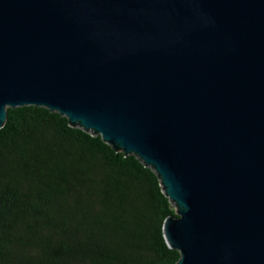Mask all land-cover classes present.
Instances as JSON below:
<instances>
[{
	"label": "water",
	"instance_id": "obj_1",
	"mask_svg": "<svg viewBox=\"0 0 264 264\" xmlns=\"http://www.w3.org/2000/svg\"><path fill=\"white\" fill-rule=\"evenodd\" d=\"M27 106L156 172L176 264H264V0H0V129Z\"/></svg>",
	"mask_w": 264,
	"mask_h": 264
},
{
	"label": "trees",
	"instance_id": "obj_2",
	"mask_svg": "<svg viewBox=\"0 0 264 264\" xmlns=\"http://www.w3.org/2000/svg\"><path fill=\"white\" fill-rule=\"evenodd\" d=\"M156 172L59 113L8 108L0 129V264H176ZM177 217V216H176Z\"/></svg>",
	"mask_w": 264,
	"mask_h": 264
}]
</instances>
